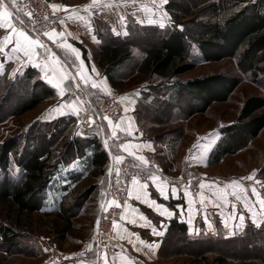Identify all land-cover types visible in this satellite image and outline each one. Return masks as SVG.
<instances>
[{"label": "crops", "instance_id": "1", "mask_svg": "<svg viewBox=\"0 0 264 264\" xmlns=\"http://www.w3.org/2000/svg\"><path fill=\"white\" fill-rule=\"evenodd\" d=\"M47 1L57 5L54 10L62 18V31L50 33L51 39L49 36L39 38L28 30V21L15 0H3L11 15L7 22L0 19V75L15 78L26 69H32L37 78L55 93L54 97L39 104L47 103L41 115L43 121L63 116L78 120L99 99L109 96L120 97L124 107V117L118 127L111 130L109 121L105 120L103 125L95 127L94 135L84 136L94 138L108 156L98 172L102 171L108 180L114 176L117 185L124 179L127 181V200L113 225L118 251L114 256L103 255L99 258L94 255V243L86 242L87 246L82 247L75 257H68L64 264H163L161 251L171 232L170 221L173 219L186 224L185 235L188 239L229 237L241 233L247 223L260 225L264 220L263 199L242 179L243 174H215V179L203 182L198 191H193L181 187L175 176L163 167V158L174 155L169 145L173 146L175 140L169 135L161 138L154 132L148 133L147 130H151L155 122L145 115V111L166 99L161 91L168 83L164 81V86L159 80L152 81L144 74L135 72L132 76H140L145 81L139 87L130 88L131 84L125 79L120 87L114 88L98 64L97 51L102 40L96 29V18H102L114 36H127L128 26L131 25H116L120 18L118 16L115 21L112 15L115 14L114 5L101 0H96V3L93 0ZM85 6H88L87 10ZM127 14L134 17L136 11H132L130 6ZM138 23L135 21L132 24ZM139 24L150 25L148 22ZM13 27L40 41V45L32 49L31 58L22 50H15ZM5 37H8V41H5ZM132 56H137L134 50L129 58L117 65V75L130 73L134 63L128 67L127 64ZM81 76L88 79L87 85ZM61 77L66 78L59 89L48 82L50 79L53 83L60 82ZM168 81L179 79L176 76ZM93 83L97 87L93 88ZM174 108L173 113L179 111ZM226 128L215 125L199 136L193 143L196 150L190 160L194 164L214 167L233 155H225L218 162L210 163L212 152L225 139ZM153 157L159 160L160 166L150 162ZM79 160L84 163L82 158ZM124 163L133 171L127 178L121 170ZM133 178L139 183L133 184Z\"/></svg>", "mask_w": 264, "mask_h": 264}, {"label": "trees", "instance_id": "2", "mask_svg": "<svg viewBox=\"0 0 264 264\" xmlns=\"http://www.w3.org/2000/svg\"><path fill=\"white\" fill-rule=\"evenodd\" d=\"M233 4L230 9L233 8L234 11L227 14L218 1L213 2L210 5V19L204 23H197L196 31L189 28L184 21L186 17L193 15L192 11L186 12L183 9L185 5L180 3H174L173 9L169 11L173 17V25L169 28L134 24L128 26L127 36L120 37L114 36L106 24H101L103 31L97 29L96 24L98 35L102 40L97 51L98 64L114 88L120 87L133 73H142L149 80H159L164 86V81L168 83L161 91L166 99L158 101V104L174 105L180 110L179 105L183 98L184 112L187 116L203 113L211 104L227 101L238 86L239 79L222 73H212L185 81H168L195 67V61L190 60L189 55L192 41L196 43L203 61L218 62L238 55L248 61V71L253 78H264V0L249 2L241 8H238V0H234ZM167 7L169 8L168 5ZM145 30H152L158 34L155 42L144 43L145 46L140 48L139 57L133 59L134 64L130 73L117 75L115 73L117 65L122 64L130 57L132 50L138 48L133 42V37ZM20 84H24L29 97L22 100V104L14 114L21 115L36 108L45 99L55 96V93L37 78L32 69H26L21 76L13 80L6 75H0V99L9 96V93ZM263 108L264 97L251 96L245 100L236 122L227 126L225 139L212 152L210 163L218 162L225 155L236 153L241 146H245L258 136L264 128V112H261ZM4 116L0 114V120ZM64 117L67 116L56 118L49 123L61 121ZM43 126L46 132L48 126ZM63 127L61 126L62 130ZM54 136L52 132L41 134L45 144L52 143ZM23 147L20 149L19 141L14 137H9L0 143V169L7 171L13 162L22 172V176L17 181H14L8 173L0 179V205L6 210L4 217L20 226L24 215L35 212L54 215L52 230L60 234L63 239L71 230L73 220L91 197L96 185L91 184L83 188L78 184L74 187L64 185L60 189L63 193L58 208L44 210L46 192L53 187L54 177L60 171L62 164L74 158H82L85 168L96 173L106 163L108 156L100 148L99 143L90 137L64 139L57 151L50 146L38 148L34 144L28 148ZM80 176V174L73 175L74 182L78 181ZM170 229L171 232L178 234L186 245L200 248V252L204 254L205 251L211 250L213 245L231 247L238 243H249L251 239L264 235V222L259 226L248 223L241 233L229 237L206 236L188 239L185 235L186 224L176 219L170 221ZM0 238L3 244L14 245L16 234L10 225H2ZM225 259V254L220 253L214 264H226ZM259 260L264 264V258L259 257ZM201 261L206 264L207 259L202 256Z\"/></svg>", "mask_w": 264, "mask_h": 264}, {"label": "rangeland", "instance_id": "3", "mask_svg": "<svg viewBox=\"0 0 264 264\" xmlns=\"http://www.w3.org/2000/svg\"><path fill=\"white\" fill-rule=\"evenodd\" d=\"M101 1L112 6L114 5L115 14L112 15L115 21L119 16L120 22H116V25L121 24L122 27H127L129 24L134 25L132 23L137 21L139 23L148 22L150 25L157 26L164 24V27L169 28L173 25V17L169 11L173 9L174 3L185 5L183 9L186 12L192 11L193 15L186 17L184 21H186L189 28L195 31L198 29L197 23H204L210 19V5L213 2L218 1L221 8H224L227 14L234 11L232 10L233 8L230 9L234 0H166V2L164 0ZM253 1L255 0H238V8L246 6L249 2ZM130 6L132 11H136L134 17L132 14L131 16L127 14L128 7ZM95 23L98 25L97 29L103 31L101 24H106L104 20L102 18H96ZM139 23L137 26L141 25ZM179 27L181 28V25ZM157 37L158 34L152 32V30L137 33L133 37V42L138 46L137 49H134L137 56H132L127 67L134 62L133 57H139L141 54L140 48L145 46L144 43L155 42ZM189 55L190 60L195 61V67L186 73L178 75L177 78L179 81L202 77L212 73H222L238 78L239 84L227 101L215 102L205 112L193 116H187L185 114V100L183 98H181L182 103L179 105L180 110H176L174 113V105L167 106L158 103L155 104V108L145 111V115L155 122L153 128L147 130L148 133L154 132L161 138L169 135V137L175 140L173 146L169 145L171 154L174 155L163 158V167L171 175L175 176L174 178L180 183L181 187L190 188L193 191H198L203 182L215 179V174L225 173L228 175L233 174V176L243 174L242 179L248 183L252 190L255 189V194L258 197L264 200V192L261 189H264V128L256 138L249 141L245 146H241L235 154L227 156L220 165L207 167L206 164H194L190 160L195 155L194 151L196 150L195 148L193 149V143H196L199 136L209 131L215 125L222 126L223 128L234 124L247 98L251 96L264 97V78H253L248 71V61L241 59L238 55L218 62L203 61L198 47L193 41L189 48ZM9 79L13 80L14 78ZM126 80L129 81L128 84H131L129 86L130 88L139 87L141 83L145 82L140 76L134 75L129 76ZM3 96H5V93H3ZM27 97H29V93L26 91L24 84H20L14 88L12 93H9V96L0 99V114L5 115L0 120V143L9 137H14L19 141L20 149L23 146V148H28L31 144H34L38 148L50 146L51 149L57 151L60 143L64 139L83 138L85 135H94L96 133L94 131L95 127L101 126L105 122L101 121L96 124H90L87 127L83 126L81 118L85 113L89 112V108L78 120L77 118L67 116L61 121L49 123V121H43L41 119L44 105H47V103L38 105L36 108L21 115L14 114L22 104V100ZM105 98L119 100L122 104V100L119 99L120 97L109 96ZM261 112H264V108ZM71 119L74 120L72 121ZM43 125L48 126L46 132ZM61 126L64 128L63 130ZM109 128L112 130V125ZM51 132L55 134V138L52 143L45 144L41 134ZM72 156L74 157L75 154ZM150 162L156 166L161 165L159 160L154 159V157L150 159ZM193 169L203 171L207 175L212 176V178L203 180L198 185L192 186L188 172ZM5 173H8L14 181H17L22 176V172L13 162L7 171L0 169V179ZM76 174H80L81 176L78 181L74 182L72 176ZM249 176L252 178L247 179ZM77 184L82 188L94 184L96 188L89 200L85 203V206L80 210L79 215L73 220L71 230L63 239H61L60 234H56L52 230V222L55 220L54 215H43L39 212L24 215L22 217V225L18 226L11 222L10 219H5L6 210L0 205V226L10 225L16 234L14 245L3 244L0 238V264H64L68 257H75L82 247L87 246L86 242L94 243V255H97L95 246L98 235V222L101 217L108 216L107 213H103L105 211L104 209H107V206H104L103 198L117 186L114 176L108 180L102 171L95 173L93 170L85 168V163H82L78 158H74L60 166V171L54 177L53 187L46 192L44 210L58 208V203L63 193L60 190L61 187L64 185L74 187ZM106 187L107 193L105 194ZM126 200L127 184L124 205ZM111 203L112 200L109 199L108 204ZM124 205L121 208V212ZM119 215L115 217V220ZM113 233L112 226L111 235L115 243ZM263 244L264 235H261L260 237L251 239L246 244L238 243L231 247H218L213 245L211 250H207L202 254L200 248L197 249L195 246L186 245L178 234L169 232L161 251L162 263L204 264L201 261L203 256L207 259L206 264H214L218 255L223 253L225 254L226 264H262L259 257L264 258ZM115 245L117 244L115 243ZM114 255L105 256L111 257Z\"/></svg>", "mask_w": 264, "mask_h": 264}, {"label": "built area", "instance_id": "4", "mask_svg": "<svg viewBox=\"0 0 264 264\" xmlns=\"http://www.w3.org/2000/svg\"><path fill=\"white\" fill-rule=\"evenodd\" d=\"M21 13L26 17L28 30L39 38H44V33H60L62 31V18L51 7V3L47 0H15ZM107 117V119H105ZM124 117V108L119 100L113 98L100 99L98 103L91 107L88 113L81 118L83 126L96 124L101 121H109L112 127H118ZM121 170L127 178L133 174L128 164H123ZM188 177L192 186L198 185L199 182L211 179L212 176L207 175L203 171L197 169L189 170ZM126 184L124 181L112 189L111 192L104 197V206L107 209L103 213L108 216L101 217L97 227L96 253L101 255H114L118 251L117 245L112 240L111 230L115 220L121 212V208L125 202ZM264 192V189L261 188ZM112 200L111 204L108 201Z\"/></svg>", "mask_w": 264, "mask_h": 264}, {"label": "snow or ice", "instance_id": "5", "mask_svg": "<svg viewBox=\"0 0 264 264\" xmlns=\"http://www.w3.org/2000/svg\"><path fill=\"white\" fill-rule=\"evenodd\" d=\"M164 2H166V0H164ZM93 3H96V0H93ZM51 7L53 9H56L57 5L53 4V5H51ZM87 8H88V6H85L86 10H87ZM10 15L11 14L8 11L5 4L3 3V0H0V19L7 22L8 18H10ZM160 26L164 27V24H161ZM12 32L16 34V48H15V50L16 51L22 50L25 53V55H28L29 58H31L32 49L35 46L40 45V41L31 39L30 36L25 33V31H23V30L18 31L15 27L12 28ZM44 35L49 36L50 39L52 38V34H50V33L46 32V33H44ZM5 41H8V37H5ZM65 46L70 47V45H65ZM73 51H75V49H73ZM45 67H47V65H45ZM64 78H66V77H61L60 82L53 83V81L51 79L48 82L52 83L54 87L59 89L61 87V83H62V80ZM81 79L83 80L85 85L88 84L87 78H84L83 76H81ZM92 87L95 88V87H97V85L95 83H93ZM61 95H63V92H61ZM105 119H107V117H105ZM116 159L119 160L120 157H116ZM139 159H143V157H139ZM251 178H252L251 176L247 177V179H251ZM132 182H133V184L139 183L135 178H133ZM233 183L235 184V182H233ZM253 192L255 193V189H253ZM261 204L264 205V200L261 201ZM160 234H162V233H160Z\"/></svg>", "mask_w": 264, "mask_h": 264}]
</instances>
